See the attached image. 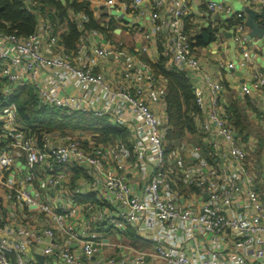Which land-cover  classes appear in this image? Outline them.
I'll return each instance as SVG.
<instances>
[{
  "label": "crops",
  "instance_id": "crops-1",
  "mask_svg": "<svg viewBox=\"0 0 264 264\" xmlns=\"http://www.w3.org/2000/svg\"><path fill=\"white\" fill-rule=\"evenodd\" d=\"M28 2V0H24ZM91 4L94 17L99 21L107 23L112 21V28L107 35L94 30H85L81 37L85 49L93 55L94 48L105 44L109 46L108 58H96V64L92 72L101 73L111 88L125 85L128 79L123 74L128 71L132 74L130 82L141 85L144 88L146 98L151 107L158 114L161 125L165 129V103L163 95L165 84L162 77L157 74L152 64L158 61V46L154 41H147L143 33L151 27L150 14L156 10L150 0H143L142 5L136 9L131 6L132 0H113L110 13H119L121 20L115 21L107 15L101 18V8L105 6V0H88ZM224 1L229 7L231 14H225L223 18L217 12L206 10L203 0L190 1V14L188 23L191 28L205 31L210 36V43L197 45V57L202 69L208 72L214 79L222 83L224 91L222 102L229 107L236 104L243 117V124L248 134L244 142L249 147L248 155L244 164L234 161L223 141L211 127L208 131L203 129L205 117L197 116V132L183 139L174 150L164 153L162 162L154 154L153 147L146 141L147 129L142 124L140 117L132 112L129 103L114 97L105 95L100 87L95 84H80L73 75L65 71L44 70L39 77L45 84L47 90L57 97L66 95H77L79 104L69 106L71 110L91 112L93 116L105 117L107 121L122 129L126 133V142L117 136L112 142V152L105 157V166L110 171L115 169L117 162L123 165V172L132 193L140 198L145 196V188L152 176H158L160 193L169 199L177 208H191L199 212L201 206L208 200L209 194L206 187L219 188L233 181L244 183L248 176L252 178V189L256 192L264 214V91L260 87H252L255 76L264 77V33L262 38L250 37V29L245 26L241 31L237 28L239 18L237 12L243 14L246 23V9H254L258 13L257 21L264 26V2L256 4L242 2L241 0H216ZM260 4V7L257 5ZM107 8V7H106ZM35 12V11H34ZM38 19L37 29L43 25H50L45 15L35 12ZM72 20L85 21L87 18L81 12L71 13ZM261 25V26H262ZM54 28V27H53ZM221 30L222 38L213 41V31ZM208 29V31H206ZM59 38L63 26L56 24L55 27ZM212 33V35H211ZM244 36V40L236 39L237 35ZM211 42H214L211 44ZM45 48L50 51V45L45 43ZM247 55H244V54ZM223 63V67L220 66ZM188 75L192 85L201 87L203 85L201 75L188 68L177 66ZM249 87L248 92H243V86ZM5 88V85L3 83ZM34 89V87H33ZM35 91V89H34ZM36 93V91H35ZM239 101V102H238ZM240 103V104H239ZM239 104V105H238ZM68 109V108H67ZM102 111L95 114L93 111ZM227 112V110H226ZM18 126L13 129L2 126L0 123V234L4 233L2 225L15 226V221L22 220L31 227H43L46 225L44 214L39 209H28L25 206L14 203L9 199V194L15 193L17 189H27L32 195L43 201H48L54 208L68 207L78 202V198L93 195L95 207H105L106 216L102 222L101 240L102 250L90 259L92 261H106L113 259L116 264H134V260L143 255V264H164L157 255L156 248L163 245L173 252H181L196 260L208 259L210 253H217L216 264H238L237 256L242 257L249 264H264L262 258L255 257V251L262 248L264 251V235L253 237L250 243L237 246L241 235L236 230L225 229L222 232H214L212 229L192 224L188 221H178L174 227H168L164 222L157 219L152 211L141 214L133 223H123L119 216L120 208L109 199H102V193L97 187H92V181L97 180L88 169L78 168L70 163L66 166L70 179L68 188L50 190L44 185L45 171L37 167L28 170L25 166L24 151L18 146V136L30 134V130L18 117ZM72 133L78 135L86 149L92 144H98L100 140L90 131L73 130L57 131L55 133ZM61 141H56L60 143ZM254 143V144H252ZM256 143V147H255ZM252 144V145H251ZM146 145V149H143ZM196 146L199 148L198 157L187 156L186 147ZM11 156L12 161L4 162ZM30 179V180H29ZM202 179L205 186L197 185ZM87 202V201H86ZM100 202V203H99ZM22 211L29 213L28 219L22 218ZM254 210L247 195V189L237 193L227 209V215L251 216ZM84 214H79L82 218ZM63 238L62 235L59 236ZM56 238V240H60ZM71 248H77L76 243H71ZM42 256L38 259L37 256ZM35 261L32 264H49L50 256L44 255L40 249L34 251ZM53 261V259H52ZM85 261V259H84Z\"/></svg>",
  "mask_w": 264,
  "mask_h": 264
},
{
  "label": "built area",
  "instance_id": "built-area-1",
  "mask_svg": "<svg viewBox=\"0 0 264 264\" xmlns=\"http://www.w3.org/2000/svg\"><path fill=\"white\" fill-rule=\"evenodd\" d=\"M150 1L156 10L150 14L151 27L143 33V38L154 41L158 46L159 57L165 59L167 66L188 67L200 73L203 85L199 87L194 84L192 88L199 114L205 117L203 129L208 131L213 127L216 134L227 143L230 157L244 164L251 148L245 147L241 136L228 121L226 107L222 102L224 91L222 83L202 69L197 57L196 36L199 35V29L189 28V23L186 22L190 14L191 0ZM203 1L206 10L210 12L231 14L230 7L224 1ZM241 1L253 4L264 2V0ZM142 3L143 0H132L131 6L138 9ZM112 4L113 0H105L106 7H112ZM109 16L115 21L121 20L116 11ZM236 16L239 18L236 26L243 31L246 26L243 14L237 12ZM260 19L264 20L263 14ZM221 38L222 32L217 28L213 31V41L217 42ZM236 39L243 41L245 38L239 34ZM58 41L52 25L47 27L43 25L41 29H36L27 37L0 31V79L4 80V91L10 92L18 85H30L34 87L40 103L49 107L69 109V106L79 104V97L66 95L59 98L49 92L39 77L42 71H65L73 75L80 84H95L105 95L111 94L130 104L132 112L140 117L147 129L146 141L153 147L157 161L162 162L165 153V129L147 100L143 86L130 82L132 74L128 71L123 74L124 78L128 79L126 84L116 88H111L103 74L92 72L97 63L96 58L109 57L108 44L98 45L94 48L93 55H90L80 42L75 50L66 51ZM45 43L50 45V51L45 48ZM220 66L223 67L222 62ZM252 87H260L264 91V77L257 74ZM242 91L248 92L249 87L244 85ZM93 113L100 115L102 111L95 110ZM17 119L18 113L13 105L0 112V123L4 127L15 129L18 126ZM59 140L61 142L56 143ZM248 142L249 140L247 144ZM17 143L24 151L25 166L28 170L37 167L44 169L43 185L49 190L54 188L61 191L68 188L70 179L66 166L70 163L91 171L93 177H97V180L92 181V187L96 188L98 183L102 199L106 198L117 204L123 223H133L141 214L152 211L158 220L171 228L178 221H188L217 233L225 229L236 230L241 235L237 246L250 243L257 235H264L263 205L252 189L250 176L244 183L233 181L219 188L206 187L208 200L201 206V210L196 212L191 208H177L169 199L164 198L160 193L159 178L156 175L149 179L143 198L133 194L125 178L122 163L117 162L113 171L105 166V157L112 152L111 144H92V147L86 149L78 135L52 131L43 132L39 136L19 135ZM145 147L146 145L143 149H146ZM185 151L188 153L187 156L198 157L200 154L196 146H187ZM11 161L10 155L4 159L6 163ZM197 185L205 186V183L200 179ZM243 188L247 189L254 213L249 217L228 216V207ZM9 199L14 205L19 204L30 210L39 209L44 214L46 225L31 227L22 220L15 221L14 227L3 224L2 231L11 233V236L0 234V264H32L35 261L34 251L38 249L42 254L50 256L49 264H116L113 259H108L106 263L90 259L102 250L100 233L107 213L101 204H96L99 207H95L94 202L87 201L82 204L83 207H79L81 205L71 203L68 207L57 210L50 202L32 195L27 189H17L15 193L9 194ZM81 213L86 215L80 218ZM60 235L63 236L62 239L59 238ZM71 243H76L77 248H71ZM156 253L164 264H216L218 255L210 253L208 259L196 260L184 253L173 252L163 245L157 246ZM263 256V249H256L255 257ZM235 261L238 264H249L240 256H237ZM134 264H143V255H139Z\"/></svg>",
  "mask_w": 264,
  "mask_h": 264
},
{
  "label": "trees",
  "instance_id": "trees-1",
  "mask_svg": "<svg viewBox=\"0 0 264 264\" xmlns=\"http://www.w3.org/2000/svg\"><path fill=\"white\" fill-rule=\"evenodd\" d=\"M100 8L101 18L107 17L110 8ZM34 11L47 17L50 25L54 27V32H56V24L63 26L58 42L66 51L77 48L85 30H94L107 35L112 28L111 18L105 23L94 17L88 0H28V2L0 0V31L27 37L37 29L38 19ZM76 12L83 13L87 19L80 23L72 20L70 14ZM202 43V38L197 35L196 44ZM152 67L162 77L165 84L163 95L166 112L164 141L165 151L169 152L179 146L186 137L195 135L199 111L195 103L192 83L185 71L175 66H167L162 57H159ZM3 83L4 80L0 79V112L7 106L13 105L19 119L25 121V125L27 124L26 127L30 130V134L39 136L43 132L50 131L83 130L95 134V137L100 140L97 143L109 144L117 136L121 141L126 142L125 131L110 124L105 117L93 116L91 112L49 107L39 102L32 86L18 85L7 92L4 91ZM226 110L230 125L235 128L242 141L247 142L248 134L245 129L247 127L243 124L239 107L231 104ZM92 200L94 196L90 194L77 199L78 202Z\"/></svg>",
  "mask_w": 264,
  "mask_h": 264
},
{
  "label": "water",
  "instance_id": "water-1",
  "mask_svg": "<svg viewBox=\"0 0 264 264\" xmlns=\"http://www.w3.org/2000/svg\"><path fill=\"white\" fill-rule=\"evenodd\" d=\"M257 7H260V4H258ZM246 12H247V18L245 24L251 30L249 36L250 37L256 36L258 38H262L264 33V26L262 24L261 26L260 23L257 21L259 16L257 11H255L254 9L247 8ZM200 35L204 39V42L206 44L210 43V36L205 31H201ZM37 258L41 259L42 256L38 255Z\"/></svg>",
  "mask_w": 264,
  "mask_h": 264
},
{
  "label": "rangeland",
  "instance_id": "rangeland-1",
  "mask_svg": "<svg viewBox=\"0 0 264 264\" xmlns=\"http://www.w3.org/2000/svg\"><path fill=\"white\" fill-rule=\"evenodd\" d=\"M119 13L122 15V12L119 11ZM223 18H226V15L223 13H219ZM214 42H211V44H213ZM215 44V43H214ZM193 146V145H192ZM29 216V213H26L25 211H22V218L27 220Z\"/></svg>",
  "mask_w": 264,
  "mask_h": 264
}]
</instances>
